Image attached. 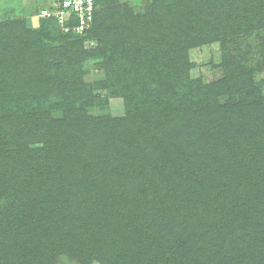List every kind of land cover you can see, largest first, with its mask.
<instances>
[{"label":"trees","instance_id":"trees-1","mask_svg":"<svg viewBox=\"0 0 264 264\" xmlns=\"http://www.w3.org/2000/svg\"><path fill=\"white\" fill-rule=\"evenodd\" d=\"M228 1L153 0L140 14L96 0L81 35L41 11L39 29L0 23V115L14 113L0 116V264H57L62 253L82 264H264V97L235 65L204 99L174 105L165 92V80L184 81L190 48L240 33ZM206 6L217 9L207 25ZM86 39L100 46L85 50ZM118 53L136 65L118 90L122 116L67 106L51 117L104 87L84 80L89 58Z\"/></svg>","mask_w":264,"mask_h":264},{"label":"rangeland","instance_id":"rangeland-1","mask_svg":"<svg viewBox=\"0 0 264 264\" xmlns=\"http://www.w3.org/2000/svg\"><path fill=\"white\" fill-rule=\"evenodd\" d=\"M248 1L251 2L250 5H248ZM152 2L153 0H122L123 4H130L135 12L140 14H146ZM228 3L233 4L239 19H242L245 25L241 26L240 33H232L226 40L216 41L210 38L200 46L189 49V70L184 76V81L177 83L164 81L165 92L174 100V105H176L175 100L182 95L191 97L195 96L197 92H202L198 99H204L215 84H220L225 80L228 67L231 65H235L236 69L251 81L258 94L264 97V10L257 8V0H229ZM53 5L52 0H0V23L14 20L27 21L30 28L39 29L41 18H39L38 12L43 9L49 10ZM215 9L212 6L204 7V11L199 13L201 17L198 20L207 25L206 19L212 14L217 15V9ZM254 13L263 14V16H260L256 23H250L254 18ZM83 45L85 50H90L98 48L100 43L97 40L86 39ZM126 52H129L127 47ZM83 71L85 72V81L104 87L101 89L95 87L93 94L86 93L76 99L73 98L70 102L67 101L65 105H60L59 111L53 109L50 113L51 117H62L67 106L72 108L89 107L90 113L95 116H122L125 113L126 100L122 95H119L118 90L123 87L124 83L133 79L136 72V65L130 55L124 56L118 53L117 57H110L107 61L89 58ZM108 83L111 86L105 87ZM116 88L118 89L116 90ZM235 92L237 90H232L230 93L231 98L237 102L241 97L246 96L244 91L232 95ZM2 93L1 91L0 111H2ZM18 97L16 95L13 97L14 102ZM217 100L219 101L220 97ZM206 101L213 103V99ZM202 110H204L203 118H210L207 115V109L202 107ZM4 114L14 113L10 111L1 113L0 116H4ZM57 264H82V262L70 259L62 253L58 257ZM88 264L101 263L93 260Z\"/></svg>","mask_w":264,"mask_h":264},{"label":"built area","instance_id":"built-area-1","mask_svg":"<svg viewBox=\"0 0 264 264\" xmlns=\"http://www.w3.org/2000/svg\"><path fill=\"white\" fill-rule=\"evenodd\" d=\"M54 5L51 9H43L41 17H55L65 33L71 31L81 35L87 30L94 19L96 0H52ZM76 18L77 24L70 26L69 21Z\"/></svg>","mask_w":264,"mask_h":264}]
</instances>
